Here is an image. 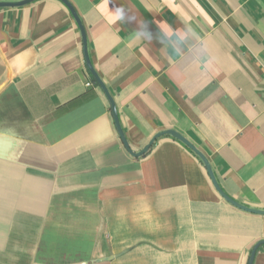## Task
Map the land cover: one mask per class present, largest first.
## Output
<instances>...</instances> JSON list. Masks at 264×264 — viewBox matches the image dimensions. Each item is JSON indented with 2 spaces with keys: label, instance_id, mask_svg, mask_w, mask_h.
<instances>
[{
  "label": "crops",
  "instance_id": "crops-1",
  "mask_svg": "<svg viewBox=\"0 0 264 264\" xmlns=\"http://www.w3.org/2000/svg\"><path fill=\"white\" fill-rule=\"evenodd\" d=\"M68 1L131 149L178 131L263 210L264 0ZM263 240L178 138L127 150L62 0L0 8V264H248Z\"/></svg>",
  "mask_w": 264,
  "mask_h": 264
},
{
  "label": "water",
  "instance_id": "water-1",
  "mask_svg": "<svg viewBox=\"0 0 264 264\" xmlns=\"http://www.w3.org/2000/svg\"><path fill=\"white\" fill-rule=\"evenodd\" d=\"M35 0H19V1H0V8H5L7 6L10 7H20V6H24V4L33 2ZM71 10L73 16L75 17L76 22H78L80 29H81V33H82V38L84 40V47H85V55H86V61H87V65L89 67V70L93 72L95 78L97 79V81L99 82V84L101 85V87L104 88L111 104H112V108H113V113H114V120L116 121L117 124V128H118V132L120 134V137H122V140L127 148V150H129L130 153L134 154L135 156H142L144 155V153L151 147V145L155 142L156 139H158L159 137H161V135H172L173 137H175L176 139L178 138L179 140H181L183 143H185L192 151H195L200 158L202 159L205 167H207L210 178L213 182V184H215L216 188L218 189V191L220 192V194L224 197L225 200H227L228 202L230 201L232 204H234L235 206H237L238 208L244 210V211H249L252 213H256V214H264V209H257V208H253V207H249V206H245L242 203H240L239 201L233 199L230 195H227L221 185L218 183L217 178L215 176L213 167H211L210 162L207 158V156L204 154L203 151H201L195 144H193L191 141H189L184 135H182L181 133H179L178 131L176 132L175 130H171V129H167V130H162L159 133L155 134L154 137L151 139V141L146 144L144 146V148L142 150H140L139 152H134L129 144V140L128 138L125 136V133L123 131L122 125H121V121L119 120V115H118V110H117V105L114 102V99L112 97V95L110 94V91L108 89V87L105 86L103 80L101 79L99 73L95 70L93 63L91 61L90 55L88 53V38L86 37V30L85 27L83 25V22H81L80 16L77 13L76 8L74 7V5H71L70 2L68 0H62ZM264 244V240L263 241H259L253 248L252 251V255L250 258V261L248 264H252L254 256L257 252V248L260 245ZM103 259H108V258H103Z\"/></svg>",
  "mask_w": 264,
  "mask_h": 264
}]
</instances>
